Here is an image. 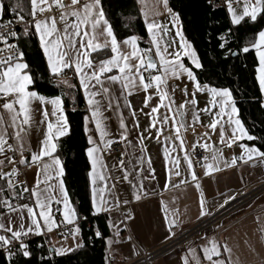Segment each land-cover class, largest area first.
I'll list each match as a JSON object with an SVG mask.
<instances>
[{
	"label": "snow or ice",
	"instance_id": "6c2138e0",
	"mask_svg": "<svg viewBox=\"0 0 264 264\" xmlns=\"http://www.w3.org/2000/svg\"><path fill=\"white\" fill-rule=\"evenodd\" d=\"M133 2L139 5L146 38L118 37L104 0H10L7 5L0 0V260L7 264H33V237H43L48 244L47 258H40L44 264L83 248L81 221L88 219L70 198L59 152L61 138L70 131L63 99L68 93L48 96L35 87L23 50L30 40L43 54L48 78L75 88L64 78L71 73L83 92L88 212L96 218L104 215L112 231L110 236L99 228L94 231L105 247L103 264H112L115 245L133 240L131 234L121 237V226L127 229L126 222L134 219L127 207L133 202L194 187L199 193L197 219L212 217L235 197L229 193L222 203L208 200L198 168L204 177L240 165L264 168V144L254 143L264 138L245 127L232 89L198 78L195 70L204 66L175 5L170 0ZM209 5L214 6L213 0ZM222 7L232 27L259 26L240 52H254L259 107L264 109V0H222ZM9 14L11 18L4 19ZM219 39V48L225 49L226 36ZM224 55L239 53L228 48ZM200 96L206 97L203 106ZM133 97L139 99L134 102ZM152 141L161 153L162 187L150 183L157 180L146 143ZM114 143L124 148L109 162L106 154ZM226 151H231L230 158ZM175 202V195L167 202L159 200L166 240L176 236L183 223L172 207ZM122 206L127 211L121 212ZM54 232L64 241L71 237L74 244L51 243ZM200 239V245L188 244L179 264H234L227 241L207 235ZM130 247L131 255H137L134 242ZM36 248L43 249V244Z\"/></svg>",
	"mask_w": 264,
	"mask_h": 264
},
{
	"label": "trees",
	"instance_id": "16d2710c",
	"mask_svg": "<svg viewBox=\"0 0 264 264\" xmlns=\"http://www.w3.org/2000/svg\"><path fill=\"white\" fill-rule=\"evenodd\" d=\"M221 0H170L180 12L183 30L188 40L196 49L203 69L195 70L202 82H210L215 86L229 87L239 108V116L250 134L264 138V109L259 107L258 84L254 78V52L244 54L240 48L250 40L258 25L243 24L232 27L222 7ZM7 5L10 0H4ZM108 9L110 22L118 37L123 38L129 34H137L146 38L142 26V18L138 19V5L133 0H104ZM229 27L232 32L228 33ZM226 36L227 47L219 48L220 36ZM141 47L147 44L141 42ZM231 48L238 52V56L225 57L224 53ZM23 50L30 70L36 78L35 87L48 96L63 95L66 115L70 124L69 134L60 140L59 152L64 163L66 175L64 177L71 200L78 208L81 216H87V221H81V238L85 241L83 248L77 249L65 256L53 257L49 264H103L105 247L94 231L99 228L106 236L111 235L104 215L99 218L92 217L88 212L89 189L86 178L87 162L84 148L87 146L83 131V116L87 114L85 103L79 87L68 88L66 85H57L48 78L46 62L42 52L33 40L28 41ZM70 83L75 85L73 80ZM73 97L75 102H73ZM76 109L73 111V109ZM253 143V142H248ZM257 146L264 144V139L254 142ZM264 150V149H262ZM91 225V227H90ZM36 244H43V249L36 248ZM35 248L33 264H44L40 258H47L48 244L43 238H36L31 245ZM0 264H7L0 260Z\"/></svg>",
	"mask_w": 264,
	"mask_h": 264
},
{
	"label": "crops",
	"instance_id": "0c3cea01",
	"mask_svg": "<svg viewBox=\"0 0 264 264\" xmlns=\"http://www.w3.org/2000/svg\"><path fill=\"white\" fill-rule=\"evenodd\" d=\"M160 19L163 21L164 18L160 17ZM64 78L68 79L70 82L74 80L78 86V80L74 78L72 74L70 76L66 75ZM80 92L83 97L82 90H80ZM132 99L135 102L139 97H133ZM199 99L201 106H203L206 102V97L200 96ZM141 122L144 123L143 117H141ZM111 127L114 131L117 128L114 116ZM199 130L203 131V129ZM39 135V133H36V136ZM191 139L192 137L189 134L188 140ZM215 139L216 137L213 136V140ZM146 143H149V154H151L153 158V166L156 168L157 175V180L150 183L162 187L164 182V171L161 153L154 141ZM234 151L238 153L239 149L234 146ZM226 155L230 158L231 151H226ZM106 159L110 162L112 159L116 158L106 156ZM33 171L34 169L29 172V182L32 181ZM197 173L201 177L205 197L210 201L215 200L220 203L223 202V196H227L229 193L233 194L234 192H245L264 181V168H252L245 165H240L235 169H226L221 173L213 174L211 177H204L199 168L197 169ZM173 195L176 196V202L172 207L180 214V220L183 222L177 230L176 236L193 227L201 220L197 219L199 193L194 190V187H184L182 190H176L175 192H164L163 197L150 196L142 202H133L127 207L133 210L134 219L126 222L128 224L127 229L121 226V237H127L131 234L133 240L132 242H125L114 246L115 254L112 264H122L137 258L139 255L137 246L146 250H153L176 237L174 236L172 239L168 240L165 239L166 228L162 222L164 213L159 211V200L163 198L167 202ZM125 211H127V208L122 206L121 212ZM217 225H222V227L218 228ZM262 229H264V195L258 197L249 207L219 221L190 242L196 246L202 243L201 237L206 235L209 237L214 236L221 242L227 241L228 245L232 248V260L234 264H264V240L261 239L264 232L261 231ZM50 242L57 246L74 244L71 237H69L67 241H64L60 235L55 232L50 237ZM133 242L138 252L135 256L131 255L130 245ZM190 242L166 255L155 264H179L180 257L184 254L183 250L186 249Z\"/></svg>",
	"mask_w": 264,
	"mask_h": 264
},
{
	"label": "built area",
	"instance_id": "2783aa9c",
	"mask_svg": "<svg viewBox=\"0 0 264 264\" xmlns=\"http://www.w3.org/2000/svg\"><path fill=\"white\" fill-rule=\"evenodd\" d=\"M220 3L222 4V0L220 1ZM8 18H11L10 14L4 19ZM67 75L70 76L71 73H68ZM123 148V144L114 143L112 145L110 153L106 154V156L118 159ZM231 195L235 197V200L230 201L227 205H225L224 208L219 209V211L215 212L212 217L202 218L193 227L189 228L185 232L174 237L172 240L166 242L163 245H160L153 250H146L141 248L140 246H137L139 249L138 257L134 260L122 264H137V262H139V264H155L166 255L186 245L194 238L203 234L206 230L214 226L219 221L223 220L233 213L249 207L258 197L264 195V181L245 192H234ZM36 238L43 237H33V240Z\"/></svg>",
	"mask_w": 264,
	"mask_h": 264
}]
</instances>
